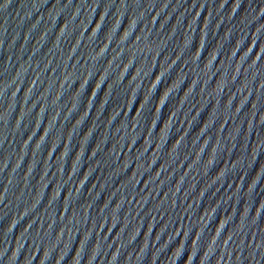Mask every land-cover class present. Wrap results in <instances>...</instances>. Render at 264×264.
I'll use <instances>...</instances> for the list:
<instances>
[{
	"label": "water",
	"instance_id": "obj_1",
	"mask_svg": "<svg viewBox=\"0 0 264 264\" xmlns=\"http://www.w3.org/2000/svg\"><path fill=\"white\" fill-rule=\"evenodd\" d=\"M0 264H264V0H0Z\"/></svg>",
	"mask_w": 264,
	"mask_h": 264
}]
</instances>
